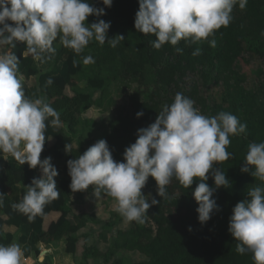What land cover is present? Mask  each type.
I'll return each mask as SVG.
<instances>
[{
	"label": "trees",
	"instance_id": "1",
	"mask_svg": "<svg viewBox=\"0 0 264 264\" xmlns=\"http://www.w3.org/2000/svg\"><path fill=\"white\" fill-rule=\"evenodd\" d=\"M88 3L104 8L105 14L89 16L86 23L99 19L110 22L107 38L116 35L125 37L117 47L112 48L107 42L101 46L93 41L77 56L63 48L57 40L53 45L57 49L56 54L47 61L52 63L51 69L45 72H40V62L30 56H22L23 43L15 42V47L11 49L20 60L19 73L23 78L37 79L38 96L35 98L45 97L46 102L60 113L59 125L49 124L45 132L48 139L40 159L51 157L61 161L62 165L61 176L54 178L60 198L45 206L42 216L29 222L27 217L13 211L10 205L19 202L33 178H39L35 174L36 168L19 165L10 156L5 160L0 154V193L6 194L4 206L0 208V243H14V235L2 232L4 226H11L27 230L19 241L32 248L39 244L49 247L63 242L64 253L71 255L75 264H90V261L96 260H100L101 264H253L250 254L236 253V241L228 232V223L234 206L246 199L249 188L260 183L250 172L240 171L247 145L264 142V103L259 109L255 107L254 94L245 86L248 77L242 72V66H248L252 60L264 59V0H248L244 10H240L238 5L234 7L230 24L200 43L186 44L181 41L175 47L165 44L159 50L151 46L154 35H144L134 28L139 0H112L110 7H105L102 0H88ZM211 39L216 40L215 47L209 45ZM177 47L182 49L181 53L176 52ZM196 48H200L201 53L193 56ZM5 49L9 50L7 46ZM87 55H91L95 63L83 64V57ZM113 70H119L145 94L144 100L137 92L130 94L126 106L110 125V133L100 138L107 142L117 162L123 161L125 148L137 139V130L153 123L162 106L171 104L177 92L192 99L194 107L205 116L229 112L247 125L245 135L230 137L227 150L232 154L231 158L214 165L224 171L230 186L220 187L214 192L212 198L218 210L203 225L198 222V204L192 195L198 179H194L187 189L173 179L167 186L169 198L163 199L157 196L156 183L149 177L147 185L154 190L152 198L160 203L148 209L145 223L132 222L127 230L117 229L124 221L115 211L104 222H97L93 216L82 212L73 215L76 224L68 219L71 212L69 202L74 193L69 187L67 161L82 155L100 140L79 134L80 116L92 107H103L100 99L106 95L109 81L119 72L106 78L102 74ZM261 72L258 67L255 75ZM49 77L53 79V84L45 87ZM76 78L84 79L85 86L90 90L79 89ZM201 85L208 90V95L201 92ZM23 87L26 96L34 98L29 89L25 85ZM211 88H218V93ZM95 91L100 93L98 100H93ZM137 112H143V115L137 118ZM49 139H53L51 145H48ZM206 183L214 187L210 174ZM51 215L55 218L48 222ZM88 223L100 224L98 238L105 244L102 251L97 245H87L85 236L78 234ZM107 229L115 233L109 242L105 233ZM79 246L81 250H78ZM39 252V249L35 250L34 257L38 258ZM47 252L44 250L42 254ZM123 252L138 253L141 259L125 263L120 256Z\"/></svg>",
	"mask_w": 264,
	"mask_h": 264
},
{
	"label": "clouds",
	"instance_id": "2",
	"mask_svg": "<svg viewBox=\"0 0 264 264\" xmlns=\"http://www.w3.org/2000/svg\"><path fill=\"white\" fill-rule=\"evenodd\" d=\"M248 0H139L134 28L144 35H154L151 46L159 50L163 45L173 47L181 41L200 43L216 30L227 27L238 5L244 10ZM110 7L112 0H102ZM104 8H97L88 0H0V154L10 156L19 165L39 168V178H33L27 191L12 203L11 209L33 222L44 214L45 206L60 198L55 177L56 167L51 157L40 159L49 126L59 125L60 113L46 102L45 97L29 98L19 73L20 60L11 51L15 42L25 45L22 56L45 63L57 49L55 41L75 55H81L90 42L112 48L125 39L123 35L107 38L110 22L99 19L87 24L89 16L100 17ZM11 22V23H9ZM211 47L216 40L209 41ZM8 51H4L5 47ZM177 53L182 49L177 47ZM201 53L196 48L193 56ZM83 64L95 63L91 55L83 57ZM53 84L49 77L45 87ZM143 112H137L139 118ZM49 118H52L49 120ZM47 122V123H46ZM247 125L229 113L221 111L205 116L194 107V101L177 92L171 104L163 105L153 123L137 130V139L123 152V161L113 159L104 139H100L75 159L67 161L70 189L83 192L91 186L97 199L109 197L114 210L124 223H145L147 211L160 203L155 198L148 202L142 194L149 177L156 183V194L168 199L167 186L175 179L188 188L198 179L192 195L197 202L198 222L206 223L218 210L214 192L229 187V180L221 168L232 154L227 148L230 137L246 134ZM68 151V146H65ZM240 171L259 181L248 189L246 199L238 202L229 217L228 232L239 255L250 254L253 264H264V142H250ZM251 169V171H250ZM209 174L214 187L206 181ZM5 193H0V208ZM25 250L19 243H0V264H21ZM43 260V256H41Z\"/></svg>",
	"mask_w": 264,
	"mask_h": 264
},
{
	"label": "rangeland",
	"instance_id": "3",
	"mask_svg": "<svg viewBox=\"0 0 264 264\" xmlns=\"http://www.w3.org/2000/svg\"><path fill=\"white\" fill-rule=\"evenodd\" d=\"M4 51H7L5 48ZM31 57V56H30ZM52 63L45 62L38 65L40 72L49 71L51 69ZM260 67L261 73L255 75V71L257 68ZM119 72L112 71V72H103V77H111ZM242 72L248 77L245 83L247 89L251 90L254 94L255 99V107L258 109L264 103V59L260 58L258 60H252L248 66H242ZM36 77H31L29 79L23 78V85H25L31 95L35 98L37 97V81ZM77 86L82 91H88L85 85V81L82 78H76ZM190 81H188L189 83ZM209 88V87H208ZM213 92L218 91V88H211ZM210 89V91H211ZM220 89V88H219ZM200 90L204 95H208V90H205V86L201 85ZM106 95L101 97L100 101L103 102L102 108L92 107L88 111L84 112L80 116L81 123L78 126V132L82 137L85 138H96L100 139L110 133V125L113 124L114 118L121 112V109L124 108L127 104V97L137 92L142 100H144L145 94L143 93L144 90L142 88H138L137 84L130 79L124 77L121 72H119L115 78H112L109 81V84L106 87ZM218 92H216L217 94ZM212 93L210 97H213ZM100 98V93L95 91L93 93V100H98ZM87 122V123H86ZM93 125H90V124ZM53 143V139L48 140V145ZM67 152V151H66ZM51 163L56 167L58 171V175L55 178L61 176V161H57L51 159ZM35 174L40 176V170L37 167L35 169ZM63 177V176H62ZM91 186L88 190L83 192H75L69 202V206L71 208V212L68 215V219L73 223L76 224V220L73 218L74 214L77 213H85L87 215L93 216L97 222L101 221L104 222L110 218L111 213L114 212V201L109 197H104L102 199H97L91 195ZM142 194L148 197V202L151 200L153 195V188L148 186L147 184L141 190ZM55 215L49 216L47 221L54 219ZM131 223H124L122 222L117 229L127 230ZM151 225V224H150ZM101 227L100 224L88 223L85 228L79 231L80 236H85L86 244L89 246L97 245L99 249L102 251L105 248V244L101 242L98 238V233L100 232ZM4 233L6 232H13L15 235V242L19 243L21 247L25 250L24 257L22 259L21 264H75V260L71 255L64 254V248L57 244L53 246H44L42 244L37 245L36 247H29L25 244H22L19 239L27 234V230H15L13 228H6L3 230ZM106 238L109 241L113 238L114 230L107 229L105 231ZM87 236V237H86ZM63 248V251H62ZM40 250L39 257H34L35 250ZM44 250L48 252L46 254H42ZM78 250H81V246L78 247ZM41 256H43V260H41ZM120 256L124 259L125 263H133L137 262L141 259V256L138 253H131V252H123L120 253ZM90 264H101L100 260L90 261Z\"/></svg>",
	"mask_w": 264,
	"mask_h": 264
},
{
	"label": "crops",
	"instance_id": "4",
	"mask_svg": "<svg viewBox=\"0 0 264 264\" xmlns=\"http://www.w3.org/2000/svg\"><path fill=\"white\" fill-rule=\"evenodd\" d=\"M55 218V217H54ZM6 228H8V230H9V228H13V229H15V230H18V229H16V228H14V227H11V226H4L3 228H2V232L4 233V231L3 230H6ZM6 233H9V234H12V235H14V233L12 232H6ZM15 236V235H14ZM14 243H16L15 242V240H14ZM59 245H61L63 248H64V244H63V242H60L59 243ZM50 247V246H49ZM51 248V247H50ZM63 248H62V251H63ZM64 252V251H63ZM65 254V253H64Z\"/></svg>",
	"mask_w": 264,
	"mask_h": 264
}]
</instances>
